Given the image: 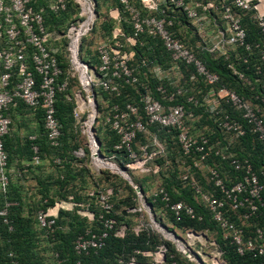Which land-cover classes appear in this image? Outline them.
Listing matches in <instances>:
<instances>
[{
	"label": "built area",
	"instance_id": "2783aa9c",
	"mask_svg": "<svg viewBox=\"0 0 264 264\" xmlns=\"http://www.w3.org/2000/svg\"><path fill=\"white\" fill-rule=\"evenodd\" d=\"M76 1L81 6L79 0ZM87 1L93 9L95 1ZM35 3V0H0V191L6 193L10 183L4 137L9 134L12 120L7 110L10 106L16 107L18 102L33 111L41 110L46 141L49 146L59 148L63 145V126L56 115V104L62 95L73 105L74 141H77L78 129L86 138L91 161L101 159L113 163L142 199L140 207L127 208V213L146 212L153 224L157 222L153 205L159 201L163 211L175 222L204 220L203 214L190 203L174 201L165 187L155 189L151 202L147 201L144 188L133 184L126 168L111 160L119 161L116 153L122 151L126 154L127 163L124 164L128 169L158 176L162 168L155 159L166 155V148L151 127L158 126L167 131L176 129L181 154L193 161L189 166L194 169L208 167L209 188L205 191L194 173L187 171L179 175L180 184L190 188L196 205L205 208L210 222L224 240L235 246L239 255L260 258V264H264V215L262 224L254 225L252 234L245 227L247 221L252 225L261 215L264 183L248 159L241 160L232 153L234 142L247 134L254 135L264 150V113L243 95L221 85L220 75L201 57V54H207L214 60L222 59L233 76L242 84L250 85L251 79L246 72L261 73L264 65V0H117L116 7L110 10L116 26L97 44L94 60L81 55L79 43L83 34L76 45L74 43L78 27L86 17L81 22L71 23L65 34L67 52L60 57V49L50 42L62 37L48 29L45 9L36 8ZM68 4L69 0H54L49 9L56 14L65 11ZM89 29L88 26L84 33ZM183 31L189 33V40L178 35ZM148 42H151L152 52L160 43L167 55L166 61L161 63L155 59L149 64L145 59L135 60L138 48ZM144 67L152 76L151 80L160 82L154 85V91L148 77L144 91L137 88L140 81L137 72ZM73 77L78 78L79 84L77 90L70 91L74 88L71 87ZM258 82L264 90V82ZM126 85L135 87L137 99L134 101L119 104L103 98L105 94L120 96ZM256 98L263 99L261 95ZM186 103L207 113L217 125L220 137L211 141L204 132L192 135L191 122L196 117L186 111ZM101 106L103 111L99 112ZM228 107L236 110L238 116L228 113ZM99 119L103 131L108 125L118 138L113 145L115 152L107 157L102 154V140L96 127ZM34 140L35 137H30V147L33 160L38 162L40 148ZM74 154L84 158L85 149L77 147ZM210 157H218L234 168L228 183L215 162L210 163ZM56 161L61 163L60 159ZM184 164H187L186 159L182 160L181 165ZM110 195L112 189L99 190L100 212L96 215L83 213L89 226L74 241L76 254H96L105 246L111 231L124 238L129 230L136 235L145 230L140 223L133 228L123 224L117 229V221L109 217L113 212ZM11 205L12 202L5 201L0 209V216L10 231L13 230L8 218ZM58 206H65L64 202ZM35 217L37 225L54 240L58 214L50 209L38 210ZM96 217L102 229L95 230L91 225L96 222ZM157 223L176 238L172 239L175 252L170 253L168 245L161 243L154 252L135 250L127 264H181L179 255L194 264H224V252L208 234V229L180 226L178 229L184 235L182 240ZM207 243L212 246L209 253L203 250ZM138 255L149 257L150 262L137 261ZM64 262L58 259V264ZM76 264L94 263L78 259Z\"/></svg>",
	"mask_w": 264,
	"mask_h": 264
},
{
	"label": "rangeland",
	"instance_id": "374dc122",
	"mask_svg": "<svg viewBox=\"0 0 264 264\" xmlns=\"http://www.w3.org/2000/svg\"><path fill=\"white\" fill-rule=\"evenodd\" d=\"M95 3H93V9L95 11L96 18L92 23L89 25L90 29L84 33L80 38V47H81V55L85 57V59H89L90 57L94 58V53L97 47V44L106 36L109 35L111 30L116 26V20L110 15V10L114 9L116 7L117 1L116 0H94ZM41 5L43 7H46V10H49V6L54 2V0H40ZM55 17L49 20L47 23L48 29L50 31H55V34L60 35L62 38L60 40L57 39L53 40V43L55 46H57L60 49V54L63 57L66 55V48H67V38L65 36L68 28L70 27L71 23H77L78 21L81 22L83 19H85V15L82 14L81 6L78 4L76 0H69L68 7L65 11L59 12L54 14ZM48 17V16H47ZM85 51V53H84ZM239 66L240 63H237ZM66 66V61H65ZM249 77L251 79L250 85H244L242 84L238 79L237 85L240 87V93L253 105H257L260 107L264 113V90L259 84V80H262L264 82V65H263V71L261 73H255L251 72L249 74ZM78 84L77 77H73L71 81V85L74 87ZM230 89L233 91H237L235 87H231ZM77 90V88H75ZM83 94H85V91H82ZM261 95L263 99L256 98L257 95ZM65 102L68 103L66 99H64ZM256 100H259L261 103H257ZM102 104V102H101ZM19 111H23L25 113L30 112L29 109H27L24 106H20L17 108ZM29 110V111H28ZM102 106L100 107V111L102 112ZM33 112V111H32ZM31 112V113H32ZM14 113V112H13ZM35 114H38L36 116L40 117V112L36 111L33 112ZM41 120V119H40ZM40 120L37 121V123H40ZM38 123V124H39ZM101 123V119H99V124L96 126L99 132V136L103 140L104 149L102 150V154L107 157L111 154L110 149V143L108 144V138L109 135L106 131H103L102 128L99 126ZM209 123L205 120L198 122V126L203 125H209ZM74 123L73 121L68 118L66 115L64 117V125H63V132L64 136L62 138V141L64 142L62 150H54L50 148L47 144L44 145L45 158L47 161L45 162L43 166V169L37 168V166L31 167L30 171H27L25 176H23L24 182H20V179L18 177L11 178V191L12 193H15L18 189V185H21V188L19 191L21 192L20 195H27L28 193L33 195L31 199H28L26 196L23 198V209L26 214H32L39 210V209H50L52 212V206L49 205L47 207H41L45 199L48 201L49 199H52L55 202H64V205L66 207H71L70 210L68 209H61L63 211L71 212L72 216L74 215V218L70 220L66 225H58V231H63L64 233L69 232H76L78 226L79 219L76 215H78L80 218L85 219L86 226L89 225V221L85 216H83V213L85 212H93L95 215L99 211L97 210V207L95 203H92V199L89 198L90 196H93V193H97L99 190H107L112 189L113 196H114V207H113V213L116 217L115 220L117 221V229H119L120 225H127L130 228L135 227L137 224H142L144 227V231L148 233H152L154 235V240L157 242L155 243V246L151 249H149L151 252L156 251L157 245L164 243L169 244L173 249L176 247L175 243L172 239H168L162 232L157 231L153 224L151 223L149 216L146 212H139L137 214H131V213H125L124 209L132 208V207H140L142 205V199H140L135 191L133 190L132 184L128 181V179L124 178L119 171L113 170L111 167L107 166H100L102 168H96L93 162L90 158V151L85 147V157L82 159H77L72 156V151L77 149L79 146L85 145V138L84 136H80L78 129H77V142L76 144L72 143V139L74 133L72 132ZM40 128V125L38 126ZM9 137V136H8ZM6 137L7 146L6 151L7 154H9L10 157V166H17L16 165V159L18 158L17 149H10V144L8 141L10 138ZM49 147V148H48ZM242 149H245V146H242ZM11 150V152H10ZM15 150V153L14 151ZM110 150V151H109ZM62 155V161L60 164L53 163V157H57ZM61 158V157H60ZM113 160L119 167L127 170L129 175L131 177V180L133 184H138L144 187V196L145 199L149 198L148 195L150 193V190L157 185L160 180L161 182L169 184L171 189L176 190L179 184L177 183L179 172L177 169L165 167L163 168V172L158 176H153L148 172H145L143 174H139L136 170H130L128 169L125 164L127 163V160L124 162L117 161L116 159ZM125 163V164H124ZM20 166V165H19ZM18 167V166H17ZM21 167V166H20ZM46 167V168H45ZM125 167V168H124ZM110 168V169H109ZM180 169V168H179ZM224 170V169H223ZM114 171V172H113ZM182 171V169H181ZM225 171V170H224ZM41 172H43L41 174ZM119 172V173H116ZM185 172V170H184ZM226 172V171H225ZM181 173V172H180ZM227 173V172H226ZM208 179V167L205 166L203 169H201L198 180L200 181V184L203 189L208 190L209 184H207ZM117 192V195H114V192ZM44 194H48V197H43ZM81 197L82 200L76 199L77 197ZM112 196V197H113ZM131 196V197H130ZM131 198L133 202L135 203L134 206L129 205V200H126L128 198ZM194 200V199H193ZM186 201V200H185ZM187 202V201H186ZM195 202V200H194ZM196 203V202H195ZM116 205V206H115ZM116 207V208H115ZM200 208L204 209L203 206ZM158 209H160L159 206H156L153 208V216L155 217V220L159 222L158 216L160 213L158 212ZM170 221L171 227L168 229L175 233L176 236L181 237V239H184V235L181 233L180 229L177 227H172L173 223L170 219H166L165 221ZM65 221H68L67 219ZM83 221V220H82ZM210 225L205 224V227L200 228L202 229H208V234L212 237V239H215L217 243H220V235L217 232V230L213 227H209ZM60 233V232H59ZM46 238V237H45ZM42 239L41 237H38L37 244V251L39 252L40 259L42 260V264H58V260L55 257V252L53 250V246L55 244H51V242H47L46 239ZM56 242H59V237ZM182 239V240H183ZM195 249H197L195 247ZM203 250L205 253H209L212 250V246L207 243ZM181 259V264H194L193 262H188L184 258H182L180 255L178 256ZM137 261L139 262H150L149 257H140L137 256Z\"/></svg>",
	"mask_w": 264,
	"mask_h": 264
},
{
	"label": "trees",
	"instance_id": "16d2710c",
	"mask_svg": "<svg viewBox=\"0 0 264 264\" xmlns=\"http://www.w3.org/2000/svg\"><path fill=\"white\" fill-rule=\"evenodd\" d=\"M36 1H38L37 2L38 4H41L40 0H36ZM54 14L55 13L51 12L50 10H46V12L44 13V20H45L46 25L49 22V20L55 17ZM178 35L181 38L184 35L186 38V41L190 39L189 33L185 31H183V33L178 32ZM150 46H151V42H148V43H145L143 47H139L135 60L140 62L141 59H145L149 64L153 63V60L155 59L159 60V62L161 63L166 61L167 55L163 47L160 46V43H158V45L155 47L154 52L151 51V49L149 48ZM201 57L204 59L207 66L212 71H215L220 75L222 79L221 85L226 86L228 88H230V86L235 87V89H237V91L235 92H237L239 95H242V93H240V87L237 85V81H236L237 78L233 76L230 70L226 68L222 59L218 58L214 60L210 57V55H207V54H201ZM137 73H138L139 80H140L139 84L137 85V88L140 89L141 91H144L143 85H145L146 82L148 81L146 77H148L149 80H151L152 76L146 70V67L141 68ZM145 73L147 75H145ZM246 73H247V76L249 77V74L251 72L249 73L246 72ZM159 83L160 82H158L157 80L156 81L151 80V83H150L151 89L154 91L155 89L154 85L159 84ZM60 97L61 98L58 99V102L56 104V109H57L56 115L60 119L62 126H63L64 117L66 115L68 116V118L72 120L71 112H72L73 105L70 102L68 103L65 102V100L62 98V95ZM103 98L111 99L110 103L117 102L119 104H123L125 101H134L135 99H137L135 87H133L132 85L124 86L123 91L121 92L120 96L105 94L103 95ZM256 102L261 103L259 100H256ZM19 103L20 102L17 103L16 107L10 106L9 109L7 110V113L15 112L14 109H17L20 106L26 107L25 105H23V103L22 104L21 103L19 104ZM37 111L41 113L40 117H42V111L39 109ZM186 111L192 112L194 114V117H196L192 122L190 120H186V122H191L192 135H198L199 133L204 132L211 139V141H214L217 139V137H220L221 134L218 128L216 127L217 125L213 124L212 119L209 117L207 113H202L199 107H194L193 105H189L187 103H186ZM226 111L233 116L234 115L238 116V112L232 108L228 107ZM203 120L207 121L208 123L210 121V124L206 126L205 125L198 126L197 123ZM106 128L107 129H105L104 131H106L109 135V138L107 141H108V144L110 143L111 152L114 153L115 151L113 150V145L117 141L118 138L112 131L108 129V125L106 126ZM151 130L157 133V136L159 137L161 141H164L163 143L165 144V148H166V152H165L166 155L155 159V162L159 164L162 168V171L159 173L158 177H160V175L162 174L164 167L165 169L167 167L177 169L180 175L182 172L178 168V165L181 164L182 160L184 159H186V163L188 165H192L193 161L190 160L189 157H184L180 152V146L177 141L178 130L172 129L170 131H167V129H164L158 126L151 127ZM72 132L74 133L73 129H72ZM6 136L4 137L5 147L7 146V142L5 140ZM63 136H64V132H63L62 138ZM72 136L73 138L75 137V135H72ZM142 141H145V139H142ZM42 142L45 143L44 141ZM46 143L49 146L47 141ZM102 144H104L103 141H102ZM243 145L245 146V149H242ZM27 148L29 149L30 147L28 146ZM39 148H41L40 145H39ZM62 148L63 147H61L60 150H62ZM29 152L32 153L31 149H29ZM232 153H234V155L241 160L248 159L253 164L255 170L258 172L260 181L264 183V150L254 135L247 134L245 137H242L238 141L234 142ZM116 154L119 158V161H123L125 159L127 160V158H125L126 154L124 155L122 151H119ZM62 155L63 154L60 155L61 159H62ZM72 156L74 157L73 154ZM208 160L210 161L211 164L215 162V166H217L222 171L221 174L223 175V177L228 183V179H229L228 176L234 175V168L224 163L223 161H220L218 157L216 158L210 157ZM9 162H10V157L8 154V165H9ZM134 164L136 163H133L132 165ZM195 170L196 168L193 169L191 172L195 173L194 174L195 177L199 178L198 176L200 174V170H196V171ZM179 175L177 177L178 184L181 183ZM163 185L165 186V188H167V190H169V192H171L172 199L174 201L180 200V197L178 199V196H175V194L170 190L172 186H170L167 183H164ZM20 188H21V185L19 184L17 191L15 193H12L11 182H10L6 193H2L0 191V209L4 207L5 201L15 202V204L11 205L8 208V212H9L8 218L11 222V225L13 226L12 231L8 229V225L3 222V217L0 216V264H42V260L40 259L41 257L39 256V252L37 251V247H38L37 244L38 242H40V240L44 239L45 237H46L45 239L47 240V242H51V244H55L53 246L55 257L57 258V260L63 259L65 261L64 264H76V261L78 259H84L85 262L92 261L94 264H127L130 258L135 255V250L151 249L155 246V243L157 242L156 240H154V235L146 231L140 232L138 235H136L133 231L129 230L126 233L124 238L115 236L114 232L111 231L105 240V246L102 249L98 250L96 254L92 253L89 256H80L76 254L74 251V241L76 237L79 234L84 233L86 227L89 226V225L86 226L85 219H82L78 215H76L77 218L79 219V222H78L79 227L77 228V231L75 233L74 232L64 233L63 231H58L57 230L58 225H61V226L66 225L70 220H72V218H74V215L72 216L71 212L60 210L59 215L56 219L57 227L54 233L55 239L52 240V238L50 236L47 237L45 231L42 230L37 225L36 217H35L36 212L34 213V215H32L31 213L30 214L25 213L23 209L24 208L23 207L24 204L22 201L23 198H22V195H20L21 192L19 191ZM181 193L185 194V196H183L184 200H186L188 203L193 205L201 214H203L204 220L202 222H196L192 220L191 221L185 220L182 222L173 221L176 225L181 226V227L190 226L197 230L205 227V224L210 225L209 227L215 228L220 235L219 244H220L221 249L224 252L223 254L224 264H260L261 262L260 258H254L248 254L242 255V256L239 255L236 251L235 246L229 243L228 240H224L222 238L220 231L214 226L212 222H210V216L207 213V211L197 206L196 203L194 202L193 197L191 195L192 191L190 190V188H188V186ZM97 194L98 192L94 193V195L92 197L90 196L89 198L93 200L92 203H95L97 210L99 209V211L97 212L98 214L101 209L98 203ZM114 195H117L116 191L114 192ZM112 196H113V192H112V195H110L109 200L113 204V207H114V203H113L114 196L113 197ZM43 197H48V194H44ZM130 197L126 200H129L130 206H134L135 203ZM76 199L82 200L80 196L77 197ZM53 203L54 201L52 199H49L44 204H42L41 207H47L49 205H52ZM156 206L157 205H153V208H155ZM124 212L125 213L127 212L126 209H124ZM263 215H264V207L261 208L260 217L255 219L252 225H250L249 223L250 221L246 222L245 227L247 226L246 229L248 232H251L252 234L255 226H260L262 224ZM110 216L113 218H116L113 212L109 215V217ZM66 219L68 221H65ZM97 220L98 219L96 217V222L92 223L91 225L95 228V230L98 228L102 229V227H100V224L97 222ZM115 227H117V225H115ZM38 237H41L42 239L38 240ZM57 237H59L58 243L56 242V240L58 239ZM168 249L170 253L175 252V250L169 244H168ZM176 258L178 259L177 256ZM179 262L181 263L182 261L179 259Z\"/></svg>",
	"mask_w": 264,
	"mask_h": 264
},
{
	"label": "crops",
	"instance_id": "0c3cea01",
	"mask_svg": "<svg viewBox=\"0 0 264 264\" xmlns=\"http://www.w3.org/2000/svg\"><path fill=\"white\" fill-rule=\"evenodd\" d=\"M35 2H36L34 4L35 7L36 8H38V7L39 8H41V7L44 8L45 9L44 13H45L46 12V7H43L41 4H38L37 3L38 1H36V0H35ZM55 42H57V40ZM52 43H53V41L50 42V44L53 46L54 44H52ZM84 53H85V51H84ZM60 57H62L61 54H60ZM83 58H85V57H83ZM90 59L92 60L93 58L90 57ZM78 84L75 85L74 88H71L70 91H72V89L74 90L75 88H77ZM71 87H73V86L71 85ZM20 103L22 104V102H20ZM27 109H29V108L27 107ZM14 110H15L14 113H12V112H11L12 114L10 112L8 113V115L10 116V118L12 120V123H11V126H10L9 134L6 137L9 136L8 138H10V140L8 141V143L10 144V149H17L18 158L16 159V162H17L16 165L19 164L21 167L19 165H17L18 167L17 166L13 167V166H10V164H9L8 165V173H9V176H10V182H11V178H13V177H18L20 179V182H24L23 176L27 175L26 172L30 171L31 167L33 168V166H37V168H39L41 170L43 169L42 165H44L45 162L47 161V159L45 158V153H44V150L46 149V148H44V144H47V143H46V140H45L46 138H44L45 135H44V129H43V118L39 117V116H36L38 114L33 113V112H36V111H33L32 109H29L30 112H28V113H25L23 111H19L17 109H14ZM40 119H42V120H40ZM38 120H40V123L38 122L39 124L37 123ZM39 125H40V128H38ZM79 135L81 136L80 133H79ZM30 137H35L34 142L37 145L41 146V148H40V159L38 160V162H35L33 160V155H32V153L29 152V149H31V147H30V144H31L30 143ZM74 140L75 139L73 138L72 139V143L76 144L77 141H74ZM42 141H44L45 143H43ZM37 142H39L40 144L37 143ZM63 145H64V142H63ZM63 145L61 147H63ZM28 146L30 147L29 149L27 148ZM103 146H104V144H102V150L104 149ZM61 147L53 148V147L50 146V148H52L54 150H60ZM79 147H82L84 149H85V147H87V149H88V146L86 145V138H85V145L84 146H79ZM12 151H14V153H15V150H12ZM74 151L75 150L72 151V154L74 155V157H76L75 154H74ZM10 152H11V150H10ZM76 158L77 159H82V158H78V157H76ZM56 159H60L62 161V159L59 156H57V157L55 156V157H53V163L58 164ZM178 168H180V170L182 169L181 172H184V170H185V172L186 171L187 172H191L194 169L193 167L191 168L188 164H184V165L179 164ZM203 168H204V166H202V167H200L199 169H196V170H200L201 171V169H203ZM42 173L43 172H41V174ZM179 185L180 186H178L176 190H174V189H170V190L175 194V196H178V199L180 197V200H184L183 196H185V194H182L181 192L183 190H185L187 186L185 184H183L184 186H182V184H179ZM159 186L165 187L163 185V183L161 182V180H160V182L157 185H155L150 190V193L148 195L149 198L147 199V201L151 202V200H152L151 195H152L153 191L155 189H157ZM191 195L193 197L192 193H191ZM26 196L28 197V199H31L33 197V195L30 196L29 193ZM26 196L23 195V198H25ZM171 197H172V194H171ZM46 201L47 200L45 199L44 202H46ZM12 203L15 204V202H12ZM60 204H61V202L60 203L59 202H55V203L52 204L54 206L51 205L53 207L52 208V210H53L52 213H54V214L57 213L59 215V212H60L61 209L70 210V208H71V207H66V206H63V207L58 206V207H56L57 205H60ZM154 205H157V206L159 205V207H160V209H158V212L160 213V215L158 216V220H159L160 224L164 228L169 230L168 228L171 227V224H170L171 222L169 220L165 221L166 219H170L172 221V223H173L172 227H177V228L180 227V226L176 225L173 222L172 217L169 216L168 213L166 214L163 211L162 204L158 203V201H157L156 204H154ZM47 209H45V210H47ZM39 210H43V209H39ZM169 231H171V230H169Z\"/></svg>",
	"mask_w": 264,
	"mask_h": 264
},
{
	"label": "bare ground",
	"instance_id": "6f19581e",
	"mask_svg": "<svg viewBox=\"0 0 264 264\" xmlns=\"http://www.w3.org/2000/svg\"><path fill=\"white\" fill-rule=\"evenodd\" d=\"M79 2L81 4L82 13L85 15L86 19H85V21H83L80 24V26L78 27V30L75 34V39H74L75 45H76L79 37L82 34H84V32L87 30L90 22L95 18L94 10L92 9L89 1L79 0ZM93 163L97 168H100V166H107V167H111L115 171H119V169L113 163H109L107 161H102L101 159H94ZM117 173H119V172H117ZM153 226L156 229L160 230L168 239H175L176 240V238L171 233H169L168 231H165L163 228H161L157 222H153ZM179 246L182 247V244L180 242H179Z\"/></svg>",
	"mask_w": 264,
	"mask_h": 264
}]
</instances>
